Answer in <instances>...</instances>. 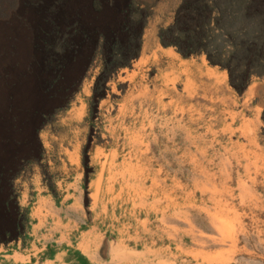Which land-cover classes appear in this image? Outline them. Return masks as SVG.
<instances>
[{"label": "rangeland", "instance_id": "1", "mask_svg": "<svg viewBox=\"0 0 264 264\" xmlns=\"http://www.w3.org/2000/svg\"><path fill=\"white\" fill-rule=\"evenodd\" d=\"M128 1L58 0L64 28L78 23L89 38L73 39L80 51L69 55L66 80L51 97L45 83L53 76L44 68L40 49L46 10L30 0H0V60L17 56L14 43L22 34L30 41L24 69L19 63L0 67V79L8 88L0 113V152L8 141L13 148L21 144L30 125L41 127L42 145L41 161L24 168L15 181L23 221L10 234L22 240L23 248L30 245L37 223L30 212L37 195L43 194L58 207L73 206L80 230H97L108 264H264L259 230L253 232L254 239L236 243L188 228V174L194 168L187 164V117L204 111L205 105L211 113V102L203 97L224 93L222 85L212 91L213 68L220 80L225 75L227 95L246 93L238 94L228 71L211 65L206 55L184 57L162 43L160 32L173 25L183 0H132L149 16L140 57L119 72L94 110L93 87L102 68L95 32L111 29ZM263 80L254 77L251 85ZM30 82L33 101L24 98L22 88ZM170 204L177 212L173 224L164 213ZM74 237L76 233L72 241ZM16 240L0 242L13 253L19 250Z\"/></svg>", "mask_w": 264, "mask_h": 264}, {"label": "crops", "instance_id": "2", "mask_svg": "<svg viewBox=\"0 0 264 264\" xmlns=\"http://www.w3.org/2000/svg\"><path fill=\"white\" fill-rule=\"evenodd\" d=\"M214 69L209 72L212 91L222 85L224 93L203 97L209 98L211 113L205 105L204 111L200 108L196 115L187 117V164L194 168L188 174V186L192 187L187 193L188 228L211 231L220 241L236 243L254 239L253 232L259 230L261 237L257 239L263 241L264 141L260 133L264 126V80L252 84L244 96L227 95L225 75L220 80ZM35 191L41 190L37 187ZM72 207H58L52 197L38 194L30 212L37 220L30 245L23 248L22 240L17 239L19 250L9 253L0 242V264H108L102 255L101 235L93 228L76 227ZM172 207L170 204V209L164 210L171 216V224L177 215ZM54 247L50 256L48 252ZM73 250L80 255H73Z\"/></svg>", "mask_w": 264, "mask_h": 264}, {"label": "trees", "instance_id": "3", "mask_svg": "<svg viewBox=\"0 0 264 264\" xmlns=\"http://www.w3.org/2000/svg\"><path fill=\"white\" fill-rule=\"evenodd\" d=\"M30 1L46 10L47 28L42 31L40 49L44 68L53 76L46 81L45 90L54 97L66 80L69 55L80 51L73 39L85 41L89 34L78 23L64 28L58 0ZM120 11L121 19L111 29L95 32L102 68L93 87L94 110L107 97L119 72L141 54L149 16L132 0ZM160 38L184 57L206 55L211 65L228 71L230 85L240 95L246 93L254 77L264 78V0H183L175 22L160 32ZM262 120L264 123V110ZM260 136L264 141V126Z\"/></svg>", "mask_w": 264, "mask_h": 264}, {"label": "flooded vegetation", "instance_id": "4", "mask_svg": "<svg viewBox=\"0 0 264 264\" xmlns=\"http://www.w3.org/2000/svg\"><path fill=\"white\" fill-rule=\"evenodd\" d=\"M40 130L41 127L30 125L21 144L13 148V142L8 141L0 152V239L4 242L17 239L10 233L23 221L15 181L24 168L41 161Z\"/></svg>", "mask_w": 264, "mask_h": 264}, {"label": "bare ground", "instance_id": "5", "mask_svg": "<svg viewBox=\"0 0 264 264\" xmlns=\"http://www.w3.org/2000/svg\"><path fill=\"white\" fill-rule=\"evenodd\" d=\"M10 44V42H9ZM18 47V54L15 57H8L5 59L0 60V67H6L11 64L19 63V69H24L27 61V57L30 52V41L28 39L27 34H22L19 37V40L14 43ZM10 47V46H9ZM23 93H25L24 98L28 99L29 101H33V93H32V83H29V87L26 86L22 87ZM8 94V88L5 87L4 81L0 79V113L4 109L5 100ZM31 103V102H30Z\"/></svg>", "mask_w": 264, "mask_h": 264}]
</instances>
